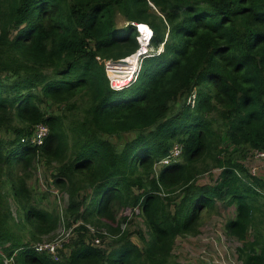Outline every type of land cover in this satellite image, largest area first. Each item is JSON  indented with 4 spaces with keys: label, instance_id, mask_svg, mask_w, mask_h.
Here are the masks:
<instances>
[{
    "label": "trees",
    "instance_id": "1",
    "mask_svg": "<svg viewBox=\"0 0 264 264\" xmlns=\"http://www.w3.org/2000/svg\"><path fill=\"white\" fill-rule=\"evenodd\" d=\"M136 24L152 29L154 50L114 90L106 62L139 49ZM54 104L70 115L49 113ZM40 123L49 132L35 145ZM225 136L264 151V0H0V264H182L177 237L198 234L217 199L236 207L225 228L239 259L264 264V178ZM176 142L180 159L156 169ZM39 160L69 197L67 228L83 222L59 259L37 246L62 218L34 201ZM214 168L215 183L200 184ZM10 197L32 241L14 230ZM138 210L143 247L124 227Z\"/></svg>",
    "mask_w": 264,
    "mask_h": 264
},
{
    "label": "rangeland",
    "instance_id": "2",
    "mask_svg": "<svg viewBox=\"0 0 264 264\" xmlns=\"http://www.w3.org/2000/svg\"><path fill=\"white\" fill-rule=\"evenodd\" d=\"M116 23L117 26L123 27L127 24V21L124 17L119 15ZM148 51H150V49L145 46L134 57H132V67L136 68V65L140 66V57ZM117 67L119 66L114 68ZM126 70L120 67L117 71H115V74L123 75L128 72L131 77H134V72H132L129 68H126ZM109 71L113 70L109 68ZM121 80H125V78ZM47 108V111L53 114H64L67 112L60 104H54L51 107L47 106ZM66 114L70 115L68 112ZM132 137L133 135L128 133L116 137L112 136L111 140L117 143H122ZM176 143H174V145ZM224 144L229 150L239 153L242 162H244L252 174H256L257 176L264 178V158L259 156V151L261 150L251 147L235 146L226 136L224 137ZM179 159L180 157L177 160ZM35 164L36 173L29 181L30 186L34 188L35 203L40 207L54 211L62 216L61 223L54 234L44 236L43 240L40 242H48L54 238H58L62 244L60 248L61 254L63 252L69 255L71 251L69 242L72 238L76 237V231H70L72 227L67 228L66 226L67 215L65 214V209L68 206L69 197L66 192L61 191L62 189L60 190V188L55 186L53 183V174L55 173L54 165L45 164L42 160L35 162ZM160 168L161 165L158 162L156 164V169ZM220 171L221 170L219 168H214L212 171L202 174L198 178V182L200 184H214L220 174ZM8 202L10 204V211L12 212L11 217L12 219L14 218V221L16 222L14 230L24 240L32 241V237L27 232L25 225L23 227H19L17 225L20 220L17 204L14 202L12 197L9 198ZM126 213H129V211ZM235 215V205L226 204L225 200L217 199L216 207L214 209L205 208L201 217L199 233L196 235L184 234L177 237L174 254L177 256L178 261L182 264H243V262L239 259L237 252V248L241 245V242L237 238L229 236L225 228L227 220L235 217ZM130 218L131 221L124 225V227L135 232L132 237L133 241L143 247L145 245L144 240L136 234L137 231H140L144 233L146 238H149V231L143 214L139 213L138 210L136 213L132 214ZM82 223L83 222L80 221L78 224L80 225ZM86 226L92 227V225L89 224H86ZM261 229L264 230V220L261 222ZM40 242L36 241L35 244ZM87 242H92L90 234L87 237Z\"/></svg>",
    "mask_w": 264,
    "mask_h": 264
},
{
    "label": "built area",
    "instance_id": "3",
    "mask_svg": "<svg viewBox=\"0 0 264 264\" xmlns=\"http://www.w3.org/2000/svg\"><path fill=\"white\" fill-rule=\"evenodd\" d=\"M136 25H137V29H138V33H139V35L137 36L139 43H140L139 49L135 53H133L132 55H130L126 58L120 59L118 61H107L106 62V72H107V75H108L109 80H110L111 88L114 90H123V89L129 87L130 85H132L136 81V79L138 78V72L141 68L142 61H143L144 57L147 54H149L151 51L154 50V48L150 44V40H151V37L153 34L152 29L146 24H136ZM145 46L147 48H149L150 51L144 53L140 57V59H141L140 66L136 65V68L132 67V69H130L132 72H134V77H131L130 74H128V72H126L123 75L115 74V71H117L118 68L121 67V61H124L125 59H129V58H131V60H133L132 57H134ZM116 66H119V67L114 68ZM109 68H111L113 71H109ZM126 71H129V70H126ZM124 78H125V80H121ZM127 78H129V79H127ZM193 97H195V94H193L192 98ZM48 132H49V126L46 123H40L34 128L33 134L30 137V141L32 142V144L41 145L43 143L45 137L47 136ZM181 154H182V145L179 142L173 146L172 151L169 155L163 157L159 161L161 168L164 165L170 164L172 161L177 160L181 156ZM259 156L264 158V151H259ZM78 223H76L75 225L76 226L79 225ZM75 225H73L72 228H75ZM87 227L91 231H95V229L93 227H91V226H87ZM72 228L70 231L73 230ZM92 244L96 245V246H101V247L105 246L102 238L97 237V236L94 237V239L92 240ZM37 246H38L39 250H46L50 254H52L54 258L59 259L60 248H61L62 244L58 238H54L53 240L48 241V242L40 243ZM12 261L13 260H9L8 263L11 264Z\"/></svg>",
    "mask_w": 264,
    "mask_h": 264
}]
</instances>
